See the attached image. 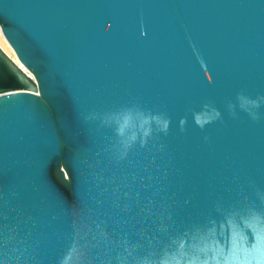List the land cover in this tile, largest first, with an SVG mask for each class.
<instances>
[{"label":"water","instance_id":"95a60500","mask_svg":"<svg viewBox=\"0 0 264 264\" xmlns=\"http://www.w3.org/2000/svg\"><path fill=\"white\" fill-rule=\"evenodd\" d=\"M0 28V264H264V0H0Z\"/></svg>","mask_w":264,"mask_h":264},{"label":"bare ground","instance_id":"6f19581e","mask_svg":"<svg viewBox=\"0 0 264 264\" xmlns=\"http://www.w3.org/2000/svg\"><path fill=\"white\" fill-rule=\"evenodd\" d=\"M0 46L5 50V52L9 56H11L16 61H18L17 56L15 55L14 51L12 50L10 45L7 43V41L5 40V38H4V36H3L2 32H1V28H0Z\"/></svg>","mask_w":264,"mask_h":264},{"label":"built area","instance_id":"2783aa9c","mask_svg":"<svg viewBox=\"0 0 264 264\" xmlns=\"http://www.w3.org/2000/svg\"><path fill=\"white\" fill-rule=\"evenodd\" d=\"M3 50H4V49H3ZM4 51H5V50H4ZM10 57H11V56H10ZM11 59H12L13 61H16V60H15L14 58H12V57H11Z\"/></svg>","mask_w":264,"mask_h":264},{"label":"clouds","instance_id":"9594fccd","mask_svg":"<svg viewBox=\"0 0 264 264\" xmlns=\"http://www.w3.org/2000/svg\"><path fill=\"white\" fill-rule=\"evenodd\" d=\"M122 131V130H121Z\"/></svg>","mask_w":264,"mask_h":264}]
</instances>
